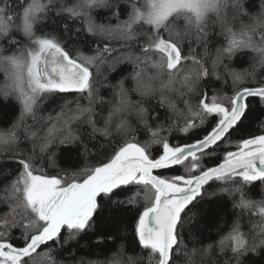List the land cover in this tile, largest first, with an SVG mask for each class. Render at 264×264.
I'll use <instances>...</instances> for the list:
<instances>
[{
  "label": "snow or ice",
  "instance_id": "obj_1",
  "mask_svg": "<svg viewBox=\"0 0 264 264\" xmlns=\"http://www.w3.org/2000/svg\"><path fill=\"white\" fill-rule=\"evenodd\" d=\"M57 2L0 0V71L9 81L0 94L5 99L15 95L21 105L17 121L0 130V174L15 173L5 186L6 200L12 203L10 213L0 220V264H35L36 255L47 264H62L50 245L62 247L104 224L109 219L105 213L127 211L124 206L136 207L138 199L143 206L134 217L133 239L136 247L148 251V264L153 260L177 264L181 256L183 264H221L218 257L213 259L217 249L222 255L231 253L222 264H244L246 253L264 248V200L246 199L244 193L245 186L257 182L264 192V111L254 121L252 105L257 101L264 109V76L257 75V69L264 73V0H259L254 13L246 7L248 0H144L142 6L138 0H76L59 8ZM99 7L109 9L119 23L115 27L96 23L91 11ZM125 8L130 11L120 20ZM229 10L233 19L249 17L251 22L234 30ZM50 13L65 20L62 30L37 35V25ZM77 20L83 25L74 27ZM213 25H219L224 39L218 41L209 68L205 65ZM113 41L122 42L128 51L113 47ZM193 44L203 48L201 58L192 55L197 51ZM84 46L91 55L84 53ZM248 51L254 54L253 69L228 72L230 95L204 86L212 77L222 79L217 68L225 59ZM124 63L133 66L129 76L115 85L98 81L102 65L114 72ZM129 79L131 88L125 85ZM98 84L114 89L115 104L99 95ZM165 90L189 97L183 101L184 110L176 109ZM132 93L140 99L133 101ZM157 93L159 107L167 106L183 119V126H168V137L161 136L162 126L152 130L149 122L160 119L149 99ZM49 101L59 111L38 115ZM145 102L156 112L154 117ZM105 103L111 107L107 115L101 114V127L94 117L96 107ZM132 114L151 131V141L137 140L128 119ZM26 117L33 123H26ZM73 122L86 127L73 131ZM255 122L261 126L253 129L250 125ZM181 139L190 142L180 143ZM149 144L160 151L153 154ZM58 156H63L66 167L58 166ZM178 166L184 167V174H157ZM132 187L141 189L143 196L137 192L127 200L113 199ZM237 193L234 208H256L261 216L251 236L241 231L237 219L213 243L197 247V236L186 238L188 226L207 218L222 194ZM13 229L20 234L13 235ZM108 264L125 262L114 259ZM126 264L138 261L130 256Z\"/></svg>",
  "mask_w": 264,
  "mask_h": 264
},
{
  "label": "trees",
  "instance_id": "obj_2",
  "mask_svg": "<svg viewBox=\"0 0 264 264\" xmlns=\"http://www.w3.org/2000/svg\"><path fill=\"white\" fill-rule=\"evenodd\" d=\"M23 2V0H22ZM76 0H58L57 7L59 8L61 3L65 7L72 6ZM144 0H138V6H142ZM259 5V0H248L246 7L248 8L250 13H254ZM130 11L129 8H125L121 14L120 20H124L127 18V12ZM91 16L95 20L96 23L110 25L115 27L119 21L112 17V13L109 9L105 7L95 8L91 11ZM210 20L212 18L210 17ZM228 20L234 30H239L241 24H248L251 22L249 17H242L237 16L233 19V14L229 10L228 11ZM55 22V23H54ZM65 20L59 16H56L54 13L49 14V18L42 23L37 25V35H41L44 33H50L55 29L58 33L62 30L63 24ZM71 23V21H68ZM178 23L182 26L183 21H178ZM83 25V20H77L74 27H80ZM144 30H147V26H145ZM209 31L212 34V41L213 45L210 47V57L206 63V67H211V58H214L215 55V48L219 47L218 41H223V36L219 35L221 29L219 25L210 26ZM88 39H92L89 37ZM99 39V37L95 38ZM122 42L120 41H113L112 46L116 48H120L121 52L128 51V49L121 47ZM193 48L197 49L196 52L192 53V55H197L198 58H201L203 53L202 47H197L196 44L192 45ZM85 54L91 55L92 53L88 50L86 46L82 48ZM132 51H137V49L133 48ZM5 54H8L7 52ZM120 53L117 52L114 55H119ZM254 54L250 51L246 52L245 54H238L233 57L230 61L225 59L223 64L217 68V72L222 76V79H216L212 77L203 82L204 86H206L209 91L211 92L212 89L217 90V92L221 95L223 94H231V77L228 75V72H236V73H249L253 69V60L252 56ZM227 66V69L225 68ZM133 71V66L130 63L122 64L116 71L110 72L108 70L107 65H102L100 69V75L98 77V81L102 84H113L115 85L116 82L124 76H129V74ZM258 76H264V73H260L257 69ZM106 77V79H105ZM227 80L228 83L225 84L224 81ZM9 83L6 74L3 71H0V89L6 87ZM125 85L128 88L132 87V81L126 80ZM247 86V85H245ZM99 95L104 98L105 101H110L111 104H115L116 100L118 99L114 96L113 88L109 87H99ZM165 94L170 98V100L175 103L177 110H184V100L188 99L189 97L184 96L181 97L176 92H168L165 90ZM159 93H157L156 98H149L151 105L156 107L157 112L159 113L160 119L156 121L155 119H150L151 129L155 130L158 126H162L164 131L161 132V136L168 137L170 134L167 131V128L170 124H179L183 126V119L178 118L179 112L173 113L170 109L165 107H159L157 104V100L159 99ZM131 99L136 101L140 99L138 94L132 93ZM193 102L194 101V98ZM81 104L87 105L86 100H81ZM111 104L105 103L103 105H99L96 107L97 115L94 117L96 119L98 126H103V121L101 118V114L107 115ZM252 105L254 108L253 112V120L255 121L257 117L261 116V112L264 111L262 107L259 105L257 101H252ZM145 107H148L151 113V116L154 117L156 112L151 111L150 104L145 102ZM55 108L56 111H59L56 108V104L53 101L46 102L38 115L46 116L49 112H52L54 115L55 112L52 110ZM21 105L19 101L16 99L15 95L10 94L6 99L5 97L0 94V130H7L9 129L12 124L17 121L18 117L20 116ZM130 120L132 127L136 129L134 135L136 136L139 142L146 143L151 141V131L145 128L139 120L136 118L135 114H132L128 117ZM25 122L28 124H32L33 121L31 117H26ZM261 125L259 122L252 123L250 127L253 129L259 128ZM39 127V125H37ZM83 127L78 122H73L72 129L76 131L78 129L83 130ZM90 130V129H89ZM177 137L181 134L175 133ZM176 141L173 140V143ZM180 143L190 142L189 140L181 139ZM149 147L153 154H157L160 151V147L157 145L149 144ZM231 150V149H230ZM3 159V157H0ZM57 164L59 167H66L65 161L63 156L57 157ZM4 167L7 168H15L14 165L6 164ZM79 167H84L83 164L79 165ZM45 170L50 172L51 174H56L55 170L47 168L45 166ZM157 174L171 176L177 174H184V167L178 166L170 171L158 172ZM15 173L13 172L10 176H4L0 174V220L4 219V215L6 213H10V204L12 201L6 200V197L9 195L8 190L6 189V185L12 179ZM216 185H213L212 188H209V191H213ZM139 192L140 197L143 196V191L139 188L132 187L127 189L122 193H118L116 197L113 199H120V200H127L129 197L133 196L135 193ZM245 198L259 202L264 200V192H262L261 185L257 182L253 185L245 186L244 187ZM234 200H239V194H235L234 196H229L228 194H222V199L220 201L219 206L215 204L211 205L213 211L209 213L207 218H197L194 220L186 229L185 236L188 237L189 234L195 235L199 238V243L197 247L202 245H207L217 241L221 235L228 232L231 228L234 221L239 219V223L241 225V231L249 234L251 236L253 234L254 225L258 224L261 220V216L256 208L252 209H240L234 208L233 203ZM143 200L138 199L136 207H131L129 205H125L124 207L127 208V211L118 212L117 214H112L111 212L105 213L106 216H109V219L104 224H98L97 226L90 229L86 234H81L75 237L72 240H69L67 244L63 245L62 247L59 245H50L54 249L52 255L55 260L62 262V264H89L90 261H100L108 262L115 260L126 261L128 257H134L137 259L138 264H148V251H142L139 247L135 246V242L133 239V223L134 217L137 214L138 210H142ZM11 219V217H8ZM3 230V228H0ZM13 235L18 236L19 230H12ZM65 235H67L65 233ZM186 242L187 239H186ZM123 246V250L121 251V247ZM191 243L189 242V247H191ZM40 252L47 251V249H41ZM219 258L221 264L223 261L228 260L231 257V253L229 252L227 255H222L219 253L218 249L215 251L214 257ZM183 257H179L177 264H183ZM244 264H264V248H258L255 252H248L242 258ZM35 264H47L45 258L40 255H36L34 257ZM153 264L155 261L153 260ZM199 264V261L197 262ZM233 264L235 262L233 261Z\"/></svg>",
  "mask_w": 264,
  "mask_h": 264
},
{
  "label": "rangeland",
  "instance_id": "obj_3",
  "mask_svg": "<svg viewBox=\"0 0 264 264\" xmlns=\"http://www.w3.org/2000/svg\"><path fill=\"white\" fill-rule=\"evenodd\" d=\"M210 17L212 18V20H214V19H215V17H214V16H211V15H210Z\"/></svg>",
  "mask_w": 264,
  "mask_h": 264
}]
</instances>
